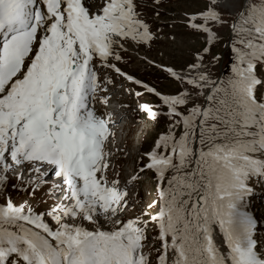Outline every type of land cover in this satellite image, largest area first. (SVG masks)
<instances>
[{"label":"snow or ice","instance_id":"1","mask_svg":"<svg viewBox=\"0 0 264 264\" xmlns=\"http://www.w3.org/2000/svg\"><path fill=\"white\" fill-rule=\"evenodd\" d=\"M229 54L230 75L214 77ZM118 89L154 129L147 147L117 146ZM253 177L264 0H0V264H264ZM45 184L52 203L37 209Z\"/></svg>","mask_w":264,"mask_h":264},{"label":"rangeland","instance_id":"2","mask_svg":"<svg viewBox=\"0 0 264 264\" xmlns=\"http://www.w3.org/2000/svg\"><path fill=\"white\" fill-rule=\"evenodd\" d=\"M221 35L227 39V30H223ZM225 40H221L220 43L216 45V47L213 49V52L215 54H219L225 50ZM230 53V48H229ZM155 54V53H153ZM233 57L231 54L227 57L228 63L225 65L224 63H216L211 67V71L213 73L214 77H220L226 79L230 75V69H231V61ZM131 70L139 76L140 78L150 81L152 83H156L158 85L163 86L164 88H171L173 85L168 84L163 79V75L160 72L148 70L144 67H136L135 65L132 66ZM128 86V85H126ZM135 87V86H132ZM118 90H116V93ZM115 93V94H116ZM117 97L120 99L121 102L127 103V104H135V98L130 97L123 93L122 89H119V95L117 94ZM151 97H145V99H150ZM113 105H115V102H113ZM122 105V104H121ZM99 106V105H98ZM101 107V106H100ZM124 111L125 116L120 119L119 122V130L117 132V146H123L124 142L127 141L129 145L132 144L134 140H137L138 138L144 139V147H147L151 143L152 136L154 134V129L152 128H144L142 126H139L136 123V120L139 119V117H134V114ZM126 112V113H125ZM11 182H16L14 179ZM250 184L254 185L256 193L258 195H254L250 198V204L252 206V211L255 213H264V178L260 177H253L250 181ZM48 188V185H43V187L36 193L34 198H28L31 200L33 206L37 209H43L47 207V205L52 203V200L49 199V197L45 194V190ZM44 189V190H43ZM139 194L140 198L144 201H150L155 197V185L150 180H142L139 187ZM12 198L14 200L23 201L26 194L20 193L17 194L15 191H11ZM130 215L132 213H129ZM261 223H264V221H261ZM149 248H146L145 251H152L153 247H159V241L156 239V233L153 231V229L149 228ZM257 238L258 240H264V232L257 231ZM260 251L264 252V245H260ZM152 259H155V252L152 253Z\"/></svg>","mask_w":264,"mask_h":264},{"label":"bare ground","instance_id":"3","mask_svg":"<svg viewBox=\"0 0 264 264\" xmlns=\"http://www.w3.org/2000/svg\"><path fill=\"white\" fill-rule=\"evenodd\" d=\"M115 93H116V90L114 91L112 101L116 99V100H118V103L120 104V101H119L120 99L117 97V94L119 95V89H118V92L116 94ZM109 110L112 111V112H114V114H115V117L114 118L116 119V122H117V127H116L115 131L117 133L118 130H119V125L118 124L120 122V119L125 116L124 111H123L125 109H123V107L121 106V104H120L119 107H116L115 105L110 104Z\"/></svg>","mask_w":264,"mask_h":264}]
</instances>
